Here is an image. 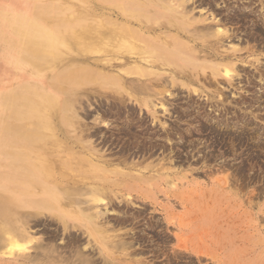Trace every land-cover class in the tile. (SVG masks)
I'll list each match as a JSON object with an SVG mask.
<instances>
[{
	"label": "bare ground",
	"instance_id": "1",
	"mask_svg": "<svg viewBox=\"0 0 264 264\" xmlns=\"http://www.w3.org/2000/svg\"><path fill=\"white\" fill-rule=\"evenodd\" d=\"M256 2L264 9V0H94L90 21L71 19L64 29L33 19L25 22L29 0L19 5L0 0V16L19 10L18 21L7 23L0 37V243L32 242V218L57 209L63 230H82L100 253H131L142 238L124 228L145 219L146 208L134 210L139 206L134 198H147L142 184L169 175L167 161L181 168L216 157L195 144L194 132H202L204 125L182 128L180 122L194 112V105L196 119L204 118V106L198 103L202 96L208 101L218 97L211 106L228 111L217 84L232 86L241 77L239 68L252 64L249 57L255 51H244L235 42L240 41V28L227 24H259L255 10L249 9ZM183 89L186 101L180 102ZM262 92L256 99L264 103ZM96 96L98 106L81 107L84 117H94L90 124L77 104ZM172 111L178 112L176 121L162 119ZM109 114L119 123L102 121ZM235 125L217 121L208 126L212 132L231 127L253 141L259 137L250 123ZM48 129L66 138L50 140ZM113 144L120 148L107 153ZM200 144L207 147L203 140ZM257 146L264 149L263 142ZM133 147L163 149L162 156L143 165L128 153ZM196 148L202 152L197 160ZM183 177L168 182L174 188L186 182ZM177 197L182 201L184 194ZM165 222H174L173 217ZM160 223L151 215L146 229L156 231ZM71 235L73 251H79L81 237ZM222 235L212 242L223 250L221 261L214 257V262L241 264L240 238L228 230Z\"/></svg>",
	"mask_w": 264,
	"mask_h": 264
},
{
	"label": "rangeland",
	"instance_id": "2",
	"mask_svg": "<svg viewBox=\"0 0 264 264\" xmlns=\"http://www.w3.org/2000/svg\"><path fill=\"white\" fill-rule=\"evenodd\" d=\"M13 1L19 5L23 0ZM243 1L249 2V0H241ZM29 2H32L30 7L23 12L24 21L30 22L33 19L41 25L52 27L59 25L64 27L71 21H73L71 23L78 22L80 18L90 21L94 8V0H29ZM244 6H248V3ZM251 8L255 10V19L257 18L259 24L254 26L252 21L243 20L239 22L235 20L227 24L228 27L240 28V41L235 42L244 51L248 47L255 51L249 57L252 64H244L242 66L244 69L239 68L241 77L236 78L232 86H228L226 81L217 84L222 99L227 101L228 111L221 110V107L220 110H216L215 106H211L218 99V92H215L216 99L208 101L202 96L198 101L204 106L202 109L204 118L201 117L199 121L196 119L198 108L194 105V108H191L194 112L190 111L191 115L184 117L180 122L182 128L195 129L204 125L202 132H194L195 144L201 150L214 153L216 157L206 163L192 161L193 165L186 164L181 168L167 161L168 169L165 171L168 170L169 175H161L149 184H142L144 190L140 191L146 193L147 198L143 196L134 198L139 205L134 210L140 207L146 208L145 219L138 226L131 224L124 228L127 232L137 231V235L142 238L137 244L135 242L130 249L131 253L124 254L121 250H117L111 257L105 252L100 253L95 243H93L95 246L91 247L88 237L82 230L71 228L64 231L61 221L55 215L56 209L55 213L44 211V214L32 218L30 221V231L34 238L32 242L27 243L22 240L19 241L20 246L0 243V264H218L214 260L218 258L217 262L221 261L223 250L218 245L213 247L212 242L219 239L218 237L223 239L222 234L225 230L231 231L232 234L236 233L240 238L241 245L237 249L242 250L241 264H264V149L257 146V143L259 145L264 143V103L256 99L260 91L263 90L264 93V20L262 21L264 9L258 2L252 4L249 9ZM18 12L17 9L4 11L6 18L3 14L0 16V37L7 23H14L16 19L18 21ZM224 13L228 12L224 11ZM213 89L218 90L215 87ZM186 94V89L180 92V102L186 101ZM99 102L97 96L84 97L83 103L77 104V109L84 117V110L81 111V107L94 108ZM126 103L130 104V101L127 100ZM175 103L177 101H173V104ZM109 115L104 116L102 121L119 123V118L113 114ZM112 115L115 117L113 118ZM177 115V111H172L170 114H163L162 119L173 123L177 120ZM207 118L212 124L217 121L225 125L247 122L257 128L260 134L253 141L244 134L239 135V131H234L231 127L212 132L208 126L212 124L205 125ZM93 119V116L84 117L83 121L92 124ZM147 120L151 127L159 130V126L151 124V119ZM51 131L53 130H47L50 140L54 136L62 140L66 138L61 132L52 135ZM230 132L232 135L229 134ZM178 137L179 135L173 139L177 140ZM199 140L205 141L207 147L205 148L204 144L199 145ZM119 148L120 146L116 147L113 144L108 148L107 153ZM162 151L163 149L158 150L156 147L152 149L133 147L128 153L139 156H134V159L142 160L143 165H146L154 161V164L157 163ZM193 153L196 160L200 154L202 155L197 148ZM222 161L226 163L221 167L218 163ZM181 175H185L183 181L190 184L179 183L172 188L168 181L172 180V177ZM178 193L184 194L182 201L178 199ZM151 215L154 216V220L159 219L161 222V226L156 231L146 229L145 223ZM0 216L2 217L1 206ZM165 217H173L174 222H165ZM230 225L232 229L229 230L227 228H230ZM125 230H120L118 233H124ZM70 232L71 237L76 234L81 237L80 242L77 243L79 251H73L76 248L70 244L71 239L68 236ZM139 259L141 261H138Z\"/></svg>",
	"mask_w": 264,
	"mask_h": 264
}]
</instances>
